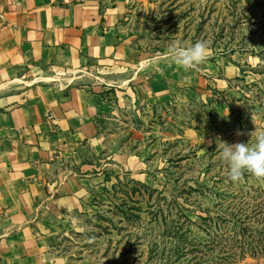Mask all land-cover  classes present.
<instances>
[{"label":"rangeland","instance_id":"obj_1","mask_svg":"<svg viewBox=\"0 0 264 264\" xmlns=\"http://www.w3.org/2000/svg\"><path fill=\"white\" fill-rule=\"evenodd\" d=\"M100 1L102 13L111 5L122 11L123 35L141 56L135 64L96 60L79 72L75 83L111 100L110 111L98 115L104 148L86 157L96 164L91 172L102 174L87 180L84 201L44 237L36 264H161L152 249L177 237L167 224L185 223L191 236L205 238L200 215L232 217L243 209L247 226L261 230L264 183L247 173L231 182L219 152L224 143L252 144L264 131V0ZM197 41L207 42L211 56L190 70L188 82L182 78L163 94L137 92L134 86L150 84L159 67L167 65L166 77L182 73L168 48ZM146 60L157 64L144 68ZM67 158H57L48 175L63 177ZM250 233V240L261 235L264 246L263 234ZM223 264H264V248H240Z\"/></svg>","mask_w":264,"mask_h":264},{"label":"crops","instance_id":"obj_2","mask_svg":"<svg viewBox=\"0 0 264 264\" xmlns=\"http://www.w3.org/2000/svg\"><path fill=\"white\" fill-rule=\"evenodd\" d=\"M100 3L0 0V264H36L44 237L84 201L87 180L102 174L91 172L96 164L86 157L104 148L98 115L111 100L75 80L96 60L135 64L141 55L123 35L122 11L111 5L102 13ZM168 70L159 67L150 84L134 88L163 94L190 78L182 69L166 77ZM62 156L71 161L68 172L48 175Z\"/></svg>","mask_w":264,"mask_h":264},{"label":"trees","instance_id":"obj_3","mask_svg":"<svg viewBox=\"0 0 264 264\" xmlns=\"http://www.w3.org/2000/svg\"><path fill=\"white\" fill-rule=\"evenodd\" d=\"M252 210L257 211V208L254 206ZM231 213L232 217L219 214L200 215L202 218L200 223L203 224L207 233L205 238H200L198 235L191 236L189 232L182 229L185 223L177 226L172 221L171 224H167L165 231L168 235L174 234V237L177 235L176 239H171L168 247L159 248L156 243V249H152V252L161 258V264H223L230 256L234 257L238 250L240 252V248L263 250L261 235L254 237L252 234L253 237L250 240L249 232L254 230L264 235V224L261 230L252 225L247 226V221L249 222L251 217L243 209L241 212L238 210ZM185 216L187 221H192L188 215ZM249 217L250 220H248ZM179 231H181L180 234ZM188 231L191 229L189 228ZM195 251H201L200 255H189ZM225 258L227 259L223 260Z\"/></svg>","mask_w":264,"mask_h":264},{"label":"clouds","instance_id":"obj_4","mask_svg":"<svg viewBox=\"0 0 264 264\" xmlns=\"http://www.w3.org/2000/svg\"><path fill=\"white\" fill-rule=\"evenodd\" d=\"M210 56L211 52L206 41H197L186 47L174 42L169 46L167 53V58L184 72L195 69ZM156 64V60H146L142 67L154 68ZM236 134L243 133L238 130ZM219 157L228 166V178L234 184L240 183L244 179L245 173L258 182L264 183V131L256 133L255 142L252 144L224 143Z\"/></svg>","mask_w":264,"mask_h":264}]
</instances>
